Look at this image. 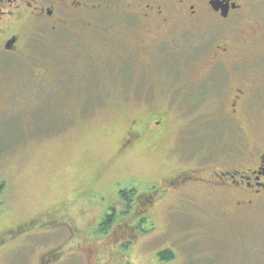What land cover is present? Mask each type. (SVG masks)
<instances>
[{"label": "rangeland", "instance_id": "rangeland-1", "mask_svg": "<svg viewBox=\"0 0 264 264\" xmlns=\"http://www.w3.org/2000/svg\"><path fill=\"white\" fill-rule=\"evenodd\" d=\"M77 24L71 25L73 34L61 32L70 45L76 32H85L81 19ZM43 58L56 79L53 87L34 85L38 78L20 71L29 64L0 53V264H168L158 257L167 247L178 257L175 264H264V205L231 229L218 184L195 180L237 167L242 132L231 129L222 107L170 108L173 87L155 71L143 79L151 89L155 84L154 96L146 100L132 96L133 79L123 78L117 89L99 69H76L68 55L60 66L57 59ZM201 67L195 73L203 82L215 79ZM252 74L264 88V70ZM191 77L188 81L199 79ZM257 100L247 106L246 119V127L257 130L242 134L251 140L256 132L264 146L259 119L264 98ZM156 108L168 110L166 141L135 140L132 148H123L130 123ZM178 171L184 172L182 180L192 181L164 193L148 212L140 199L152 191L161 194V179ZM208 196L217 200L208 205ZM52 252L58 260L48 262Z\"/></svg>", "mask_w": 264, "mask_h": 264}, {"label": "flooded vegetation", "instance_id": "flooded-vegetation-1", "mask_svg": "<svg viewBox=\"0 0 264 264\" xmlns=\"http://www.w3.org/2000/svg\"><path fill=\"white\" fill-rule=\"evenodd\" d=\"M80 19L85 32H76L70 45L62 33H72L71 25ZM0 53L13 55L17 64H29L20 71L38 78L36 86L53 87L56 81L49 67H44L43 55L57 59V66L68 55L76 69L85 72L99 69L117 89L123 88V78L135 80L132 96L146 100L154 96L155 84L151 89V83H143V79L155 71L161 79L170 80L169 88L173 87L167 104L170 108L200 109L215 104L222 107L223 118L231 121V129L246 134L257 130L256 126L246 127L247 106L264 98L259 95L264 89L258 83L261 79L252 74L256 69L264 70V0H0ZM198 65L205 66L201 69L206 68V73L211 72L215 79L203 82L204 78L195 73ZM192 75L199 77L197 82L188 81ZM120 94L126 95L122 91ZM229 107L233 112L227 114ZM167 111L156 108L149 117H139L133 122L131 126H139L138 135L128 130L123 148L134 146L135 140L147 139L152 145L165 142L171 131ZM259 119L264 122V113ZM160 126L163 132L154 134ZM242 133L244 147H239L234 157L238 161L233 162L237 167L214 169L195 179L210 186L218 184L220 196H224L218 198L226 201L221 205L227 206L223 217L231 229L264 205V183L260 181L264 179V146L258 142L256 132L251 140ZM226 157L221 161L227 160ZM245 164L248 168H244ZM182 177L184 172L179 171L162 178V193L152 191L139 203L145 199L155 206L154 201L160 200L164 193L180 191L182 183L189 185L186 183L192 181ZM210 200L208 196V205L217 199ZM46 258L53 262L57 253L52 252Z\"/></svg>", "mask_w": 264, "mask_h": 264}, {"label": "trees", "instance_id": "trees-1", "mask_svg": "<svg viewBox=\"0 0 264 264\" xmlns=\"http://www.w3.org/2000/svg\"><path fill=\"white\" fill-rule=\"evenodd\" d=\"M136 120V119H135ZM133 122H136V121H132L131 123H130V125L133 123ZM130 128H132V126H130ZM129 130H132V129H129ZM133 132H135L136 133V135H138V132H139V128H138V130H134ZM179 172V171H178ZM174 173H176V172H174ZM173 173V174H174ZM170 175H172V174H170ZM169 175V176H170ZM127 198V197H126ZM145 207V206H144ZM147 210H148V212H149V210H153L154 208H152V205H150V204H148L147 205ZM146 208V207H145ZM151 210V211H152ZM150 211V212H151ZM128 218V217H127ZM129 219L131 220V218L129 217ZM108 223H110L111 222V219L109 218V220L107 221ZM112 223H110V225H111ZM133 227V226H132ZM109 228H110V226H109ZM134 228V227H133ZM135 231H136V229H135ZM128 244H129V242H128ZM127 244V245H128ZM173 251V252H172ZM176 255H175V251L174 250H172L171 248H166L165 250H160L159 251V253H158V257L161 259V262L162 261H164V262H166L167 261V263L168 264H170L171 262H173L174 261V259H175V261L177 260V258L178 257H175ZM131 260H125V261H123L121 264H131V262H130ZM175 261H174V263L173 264H175Z\"/></svg>", "mask_w": 264, "mask_h": 264}]
</instances>
